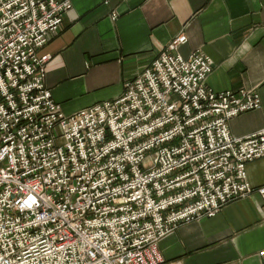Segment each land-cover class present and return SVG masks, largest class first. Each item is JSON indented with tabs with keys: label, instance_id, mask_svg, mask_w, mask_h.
<instances>
[{
	"label": "built area",
	"instance_id": "obj_1",
	"mask_svg": "<svg viewBox=\"0 0 264 264\" xmlns=\"http://www.w3.org/2000/svg\"><path fill=\"white\" fill-rule=\"evenodd\" d=\"M70 10L0 0V264H163L159 243L180 226L252 193L264 200L246 180L264 127L228 129L260 96L209 89L213 62L181 57L183 34L118 98L64 115L37 52Z\"/></svg>",
	"mask_w": 264,
	"mask_h": 264
},
{
	"label": "crops",
	"instance_id": "obj_2",
	"mask_svg": "<svg viewBox=\"0 0 264 264\" xmlns=\"http://www.w3.org/2000/svg\"><path fill=\"white\" fill-rule=\"evenodd\" d=\"M70 2L59 31L37 52L48 57L44 85L64 115L118 98L124 82L183 34L181 57L200 50L213 62L209 89L260 96V109L231 119L229 133L241 138L264 127V0ZM246 180L253 189L264 187V157L246 165ZM263 249L264 200L256 193L159 243L163 264H261Z\"/></svg>",
	"mask_w": 264,
	"mask_h": 264
}]
</instances>
